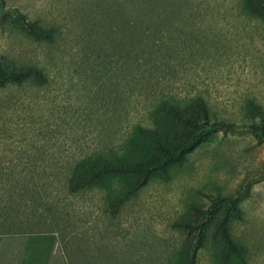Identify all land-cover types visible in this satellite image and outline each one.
I'll list each match as a JSON object with an SVG mask.
<instances>
[{"label":"rangeland","instance_id":"374dc122","mask_svg":"<svg viewBox=\"0 0 264 264\" xmlns=\"http://www.w3.org/2000/svg\"><path fill=\"white\" fill-rule=\"evenodd\" d=\"M109 1L135 13L133 0H0V66L47 79L0 87V178L33 175L45 187L20 207L22 220L36 219L14 230H59L72 264H189L193 252L195 264H221L238 254L229 230L246 264H264V21L243 0H183L173 24L140 46L118 15H101ZM24 19L56 39L34 40ZM194 97L212 126L191 127L201 138L181 155L165 137L170 158L146 137L158 131L154 109ZM111 152L157 162L148 177L126 178L129 195L126 179L68 191L78 162ZM40 199L49 212L30 210Z\"/></svg>","mask_w":264,"mask_h":264},{"label":"trees","instance_id":"16d2710c","mask_svg":"<svg viewBox=\"0 0 264 264\" xmlns=\"http://www.w3.org/2000/svg\"><path fill=\"white\" fill-rule=\"evenodd\" d=\"M245 9H247L250 15H257L264 21V0H243ZM183 0H133L129 1L128 4L134 7L135 13L128 12L125 7L126 4L123 2L120 4L113 1L105 3V12L102 16L109 14L118 15L120 22L117 23L124 32L133 31L134 39H138V45L145 46L148 42L152 41V36H149L153 31L154 33L163 26L172 25L173 19L170 18L176 13H181ZM115 3V8L113 7ZM122 5V6H121ZM115 14H114V13ZM25 33L32 37L34 40L53 42L57 37V30L54 28L43 25L38 20L24 19L18 25ZM155 34H153L154 36ZM36 78L38 83H44L47 79L43 71L36 68H27L23 71H9L0 66V87L6 83H21L26 79ZM180 101L175 98L162 99L154 109L153 116L155 123L157 124L158 131L156 137L151 136L150 132H146L147 138H152L153 141L157 140V143L161 146L162 154L167 153L168 157L175 158L176 155L167 148L162 147V143L165 137L173 136V140L176 142L175 150L179 151V154H183L185 151L193 148L198 140L201 138L200 132L194 130V128L203 127L202 133L209 130L212 126L211 116L208 112L207 104L201 97H194L190 99V102ZM194 127V128H191ZM201 129V130H202ZM172 130L174 131L173 133ZM143 132V130H141ZM164 131H167L168 136ZM151 132V133H154ZM132 148L136 143L140 144L138 138L136 141L134 137L131 139ZM160 151V150H159ZM154 151L148 152L152 153ZM113 156L105 157L103 155H96L94 158L85 159L73 168L72 175L67 181L68 191L71 193H77L91 185H99L100 187L106 188L108 182H118L120 179H126L132 176L134 172L143 171L145 177L151 174L154 164L157 162L155 159L149 162L129 161L124 156L119 157L114 152H111ZM153 154H150L148 158H152ZM149 160V159H148ZM161 161H159L160 163ZM0 178V204L4 203L7 207H0V231L1 234H17V233H30L31 230H14V228L21 227L26 224H30L32 220H35L36 216L27 214L25 219L22 220V212L20 207L25 209V199H31V202L35 198H41L38 191L40 188H45L43 185H37V178L32 176H23L16 178H7V181H3ZM127 180V179H126ZM5 182L10 183L7 185ZM128 184V180L126 182ZM17 187V191L14 188ZM112 187V186H111ZM136 186L129 183L125 188L128 195L132 192V188ZM44 201L40 199V203L37 204V208L30 209L34 213L40 211L38 208L44 204ZM114 210L120 207L119 203H111ZM12 206V207H11ZM17 209V210H15ZM47 209V210H46ZM42 213L49 212L48 205ZM20 213L22 214H19ZM40 219V218H39ZM58 230V229H57ZM53 232V231H51ZM58 233L64 251L70 264L72 260L70 254L67 253L66 243L63 239L60 231H54ZM226 236L229 240H232L233 248L238 251V254H232L225 252L222 255L221 264H246L243 258L244 247L238 245L234 240L229 230H227ZM184 248L190 249L191 244L187 241V238L183 242ZM192 250V249H190ZM189 264H195L196 253L189 254Z\"/></svg>","mask_w":264,"mask_h":264},{"label":"crops","instance_id":"0c3cea01","mask_svg":"<svg viewBox=\"0 0 264 264\" xmlns=\"http://www.w3.org/2000/svg\"><path fill=\"white\" fill-rule=\"evenodd\" d=\"M0 264H70L54 232L0 235Z\"/></svg>","mask_w":264,"mask_h":264}]
</instances>
